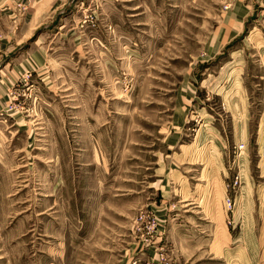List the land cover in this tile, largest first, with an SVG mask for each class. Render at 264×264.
I'll use <instances>...</instances> for the list:
<instances>
[{
	"label": "rangeland",
	"instance_id": "obj_1",
	"mask_svg": "<svg viewBox=\"0 0 264 264\" xmlns=\"http://www.w3.org/2000/svg\"><path fill=\"white\" fill-rule=\"evenodd\" d=\"M0 264H264V0H0Z\"/></svg>",
	"mask_w": 264,
	"mask_h": 264
}]
</instances>
